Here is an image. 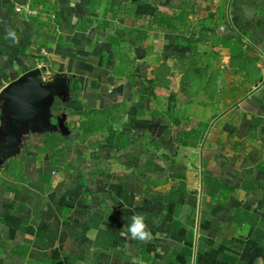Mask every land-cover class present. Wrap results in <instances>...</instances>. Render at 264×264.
<instances>
[{
	"label": "crops",
	"instance_id": "crops-1",
	"mask_svg": "<svg viewBox=\"0 0 264 264\" xmlns=\"http://www.w3.org/2000/svg\"><path fill=\"white\" fill-rule=\"evenodd\" d=\"M34 67L85 138L0 172V264H264V0H0V84Z\"/></svg>",
	"mask_w": 264,
	"mask_h": 264
},
{
	"label": "water",
	"instance_id": "water-1",
	"mask_svg": "<svg viewBox=\"0 0 264 264\" xmlns=\"http://www.w3.org/2000/svg\"><path fill=\"white\" fill-rule=\"evenodd\" d=\"M43 73L40 67L22 73L13 71L0 90V164L20 154L30 134L70 132L66 112L53 111L56 97L63 102L69 97L70 79L60 72L45 79Z\"/></svg>",
	"mask_w": 264,
	"mask_h": 264
},
{
	"label": "trees",
	"instance_id": "trees-1",
	"mask_svg": "<svg viewBox=\"0 0 264 264\" xmlns=\"http://www.w3.org/2000/svg\"><path fill=\"white\" fill-rule=\"evenodd\" d=\"M122 11H124L125 13H129L132 14L133 11V5H126L123 6ZM116 14V13H115ZM110 22H104V26L109 25ZM139 35L140 38L143 37V33L142 31H138L136 34H132L130 33V37L137 39L139 37H137ZM114 38L112 39V42L114 43L118 38H116L117 36H113ZM124 60V59H122ZM116 73L121 74L122 70H116ZM83 124V122L81 123ZM66 125L68 126L70 132L67 135H63L62 133H60V131L56 130V131H49L46 132L44 134H32L33 136L37 137V142H34L33 144H36V148H37V152L39 154H45L48 153V159H50L51 161H53V157L54 156H60L62 157V153H59L57 151V148L60 145H68L70 144V141L73 138H77L80 139L81 141H84L85 136H83L82 133H80L79 131V127L74 126V123L71 124L70 122H68L66 120ZM192 136V134L189 133H184V137H190ZM194 137H196L197 135H193ZM189 141V140H188ZM119 142V141H118ZM25 143V142H24ZM27 149L28 146L24 145L22 147V151L20 154L15 155L13 157L8 158L3 164H0V172L3 174H7V175H14L15 174V169H17L19 166L22 165L24 158L27 156ZM56 163L53 162V165H55ZM51 175H50V182H52L53 180V173L54 172H61V169L59 168H52L50 169ZM48 177V176H47ZM47 177L45 175H41L40 179H44L45 181H48Z\"/></svg>",
	"mask_w": 264,
	"mask_h": 264
},
{
	"label": "clouds",
	"instance_id": "clouds-1",
	"mask_svg": "<svg viewBox=\"0 0 264 264\" xmlns=\"http://www.w3.org/2000/svg\"><path fill=\"white\" fill-rule=\"evenodd\" d=\"M8 36L15 38V33L8 31ZM122 231L133 240L146 241L151 238V233L145 223V217L142 214H134L130 222L122 229Z\"/></svg>",
	"mask_w": 264,
	"mask_h": 264
},
{
	"label": "built area",
	"instance_id": "built-area-1",
	"mask_svg": "<svg viewBox=\"0 0 264 264\" xmlns=\"http://www.w3.org/2000/svg\"><path fill=\"white\" fill-rule=\"evenodd\" d=\"M20 8H21V5H16V6H15V9H16V10H20ZM7 83H8V82H2V83L0 84V90H1V88H2L4 85H6ZM59 175H60L59 172H54V173H53V180L56 179ZM53 180H52V181H53Z\"/></svg>",
	"mask_w": 264,
	"mask_h": 264
}]
</instances>
